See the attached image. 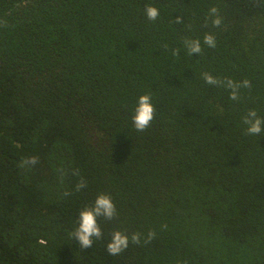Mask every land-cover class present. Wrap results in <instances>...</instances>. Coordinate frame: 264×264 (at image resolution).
Returning a JSON list of instances; mask_svg holds the SVG:
<instances>
[{"label":"trees","instance_id":"1","mask_svg":"<svg viewBox=\"0 0 264 264\" xmlns=\"http://www.w3.org/2000/svg\"><path fill=\"white\" fill-rule=\"evenodd\" d=\"M205 33L216 47L187 56L182 40ZM203 72L252 88L233 102ZM148 93L156 113L138 132ZM252 108L264 117V0H0V264H264V136L242 124ZM98 193L117 216L81 250L71 233ZM115 230L156 236L109 255Z\"/></svg>","mask_w":264,"mask_h":264},{"label":"clouds","instance_id":"2","mask_svg":"<svg viewBox=\"0 0 264 264\" xmlns=\"http://www.w3.org/2000/svg\"><path fill=\"white\" fill-rule=\"evenodd\" d=\"M255 5H259L261 0H253ZM144 16L150 21H156L160 16V10L151 4L144 6ZM208 17L211 18V25L214 28H219L222 24L223 18L220 15L219 9L212 6L208 10ZM208 17L205 18L204 27L208 26ZM176 24L181 23L180 19L174 20ZM202 43L204 46L214 49L216 47V38L212 33H205L202 41L200 38L185 37L182 40V46L185 54L192 57L193 54L200 56L202 52ZM165 50H168V45H163ZM180 48H172L171 55L178 57L180 55ZM201 77L205 84L213 87H222L228 92V99L233 102H238L241 99V90H251L252 83L249 79L233 80L229 77L218 78L214 77L208 72L201 73ZM156 113V108L152 102L150 93L138 96L133 114L131 116L133 127L138 132H144L152 123ZM242 124L244 125L243 134L247 136L261 137L264 136V117L260 116L256 109H248L242 117ZM38 163V158L28 157L20 162V167L34 166ZM73 174H78V170ZM86 188V182L81 180L76 185V190ZM71 193L65 192L64 196H69ZM117 216L116 206L111 197L105 193H98L94 201L90 205H85L78 214L77 227L71 233V238H75L81 250L90 249L93 246V241L100 240L103 237V232L100 228L98 220H112ZM166 228V225H162ZM156 233L149 230L146 235L139 232H133L130 235L120 230H115L111 233L110 239L106 244V251L109 255H119L125 251L129 243L134 245L149 244L155 239Z\"/></svg>","mask_w":264,"mask_h":264}]
</instances>
